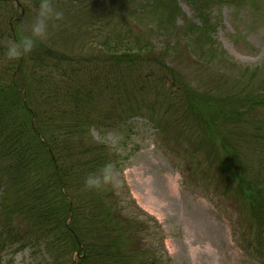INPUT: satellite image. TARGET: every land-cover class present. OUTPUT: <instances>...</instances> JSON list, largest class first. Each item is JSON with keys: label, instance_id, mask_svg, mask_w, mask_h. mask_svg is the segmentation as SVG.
<instances>
[{"label": "trees", "instance_id": "1", "mask_svg": "<svg viewBox=\"0 0 264 264\" xmlns=\"http://www.w3.org/2000/svg\"><path fill=\"white\" fill-rule=\"evenodd\" d=\"M149 1L123 14L114 3L92 12L84 0H49L65 18L50 15L33 39L19 29L43 0H0V256L27 249L38 264H163L145 240L160 227L110 193L126 158L89 136L109 119L116 128L144 117L183 145V155L206 152L263 219L261 160L250 159L264 147V82L251 87L259 70L238 69L232 92L195 88L168 60L196 56L205 74L223 65L208 20L199 6V25L185 22L182 40L161 49L152 38L172 28L176 5L167 0L174 8L165 21L164 4ZM146 14L150 22L140 23ZM29 41L23 55H9ZM70 43L88 51H67Z\"/></svg>", "mask_w": 264, "mask_h": 264}, {"label": "rangeland", "instance_id": "2", "mask_svg": "<svg viewBox=\"0 0 264 264\" xmlns=\"http://www.w3.org/2000/svg\"><path fill=\"white\" fill-rule=\"evenodd\" d=\"M57 1L83 4V0ZM84 1L88 2L86 7L92 8V12L110 8L114 3L113 8L120 9L123 14L145 8L146 3L150 5L149 0ZM156 1L164 4L161 13L168 21L165 16L174 7L167 5V0ZM173 1L175 23L172 31L163 29L155 33L152 39L156 47L163 49L170 39L173 43L182 40L180 34L185 30V22L199 25L202 19L198 14L200 6L212 28V41L222 53L224 64L212 65L205 74L200 70V58L188 57L187 61L178 63L171 56L169 66L182 71L195 88L218 84L221 90L232 92L238 69L259 70L261 77L251 87L264 82V0H200L197 5L187 0ZM39 15L32 9L21 24V33L41 39V35L34 33ZM64 18L63 15L55 19L61 21ZM138 21L150 22L147 14ZM90 36L95 38L94 33ZM98 36L100 34L96 35V42L100 41ZM56 44L61 46L59 41ZM70 46L65 49L74 54L88 51L82 49L83 45L77 47L70 43ZM224 68H230V71ZM218 72L226 79L217 78ZM261 113L264 114V110ZM110 120L99 123L100 129L93 127L89 136L112 148L119 157L126 158H120L121 165L116 168L118 176L112 181L110 193L122 198L121 205L126 207L127 204L126 210H140L160 227L161 233L150 228L149 234L153 235L145 240L156 256L162 255L163 264H264V245L256 246L259 238L264 242V217L260 220L253 214L249 203L237 194L228 174L217 163H211L206 152L193 151L192 155H183V145L178 147L179 143L170 133L157 130L144 117H134L116 128H111ZM250 159L254 163L256 159L261 160L260 174L264 182V147ZM125 200L130 202L125 203ZM152 224L148 221L149 227ZM142 245L145 247L144 243ZM13 250L0 256V264H38L39 260H33L30 250L16 253Z\"/></svg>", "mask_w": 264, "mask_h": 264}, {"label": "clouds", "instance_id": "3", "mask_svg": "<svg viewBox=\"0 0 264 264\" xmlns=\"http://www.w3.org/2000/svg\"><path fill=\"white\" fill-rule=\"evenodd\" d=\"M54 14L56 17H60L62 15L61 12L53 11V8L51 4L49 3V0H43L41 4V10L40 15L38 18V24L34 27V33L37 35H43L45 34L46 30V19L49 15ZM32 47V42L29 41V43L23 47L18 46L16 44H13L12 47L9 48V55L11 56H20L23 55V53L27 50H29Z\"/></svg>", "mask_w": 264, "mask_h": 264}]
</instances>
